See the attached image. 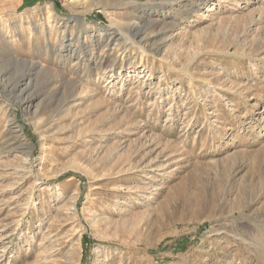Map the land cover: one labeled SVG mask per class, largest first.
Instances as JSON below:
<instances>
[{
    "label": "rangeland",
    "instance_id": "374dc122",
    "mask_svg": "<svg viewBox=\"0 0 264 264\" xmlns=\"http://www.w3.org/2000/svg\"><path fill=\"white\" fill-rule=\"evenodd\" d=\"M0 264H264V0H0Z\"/></svg>",
    "mask_w": 264,
    "mask_h": 264
},
{
    "label": "bare ground",
    "instance_id": "6f19581e",
    "mask_svg": "<svg viewBox=\"0 0 264 264\" xmlns=\"http://www.w3.org/2000/svg\"><path fill=\"white\" fill-rule=\"evenodd\" d=\"M4 30L6 31V34H9L10 33V30L7 27L4 28Z\"/></svg>",
    "mask_w": 264,
    "mask_h": 264
}]
</instances>
